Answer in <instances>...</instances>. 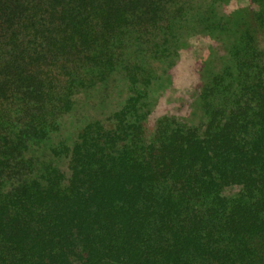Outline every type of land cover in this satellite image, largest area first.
Wrapping results in <instances>:
<instances>
[{"label": "trees", "instance_id": "obj_1", "mask_svg": "<svg viewBox=\"0 0 264 264\" xmlns=\"http://www.w3.org/2000/svg\"><path fill=\"white\" fill-rule=\"evenodd\" d=\"M216 2L0 0V264L264 261L258 81L242 105L211 108L202 132L160 123L135 156L115 150L141 132L126 120L132 97L114 113L113 128L89 121L71 146L51 145L77 95L117 69L132 85L139 81L143 59L136 58L152 42L142 40L145 32H175L176 22L216 14ZM252 2L264 25V0ZM134 38L143 49L130 50ZM60 159L69 170L62 190ZM234 184L253 202L229 207L219 192ZM254 237L263 255L250 245Z\"/></svg>", "mask_w": 264, "mask_h": 264}, {"label": "rangeland", "instance_id": "obj_2", "mask_svg": "<svg viewBox=\"0 0 264 264\" xmlns=\"http://www.w3.org/2000/svg\"><path fill=\"white\" fill-rule=\"evenodd\" d=\"M218 1L216 14L198 13L188 19L191 21L176 22L175 32H145L142 40L152 42H147L151 49L148 53L135 57L143 59L139 81L132 85L125 72L117 69L95 90L77 95L73 111L62 117L51 145L63 141L71 146L89 121L98 120L104 130L113 128L117 121L114 113L132 97L137 99L135 109L128 110L126 120L140 126L141 132L138 137L129 135L117 143L115 150L135 156L154 138L160 123L202 132L211 108L228 111L238 102L242 105L251 97L248 89L256 81L264 91V25L255 19L256 4L252 0ZM140 43L141 39L134 38L130 50L143 49ZM246 62L250 65L243 73L241 68ZM261 141L264 143V136ZM45 152L49 153L47 149ZM60 160L59 167L65 174L60 183L62 190L69 170L66 159ZM219 193L229 207L254 200L248 198L241 185L223 186ZM261 243L258 237L250 241L256 251ZM255 254L263 255L262 249Z\"/></svg>", "mask_w": 264, "mask_h": 264}]
</instances>
